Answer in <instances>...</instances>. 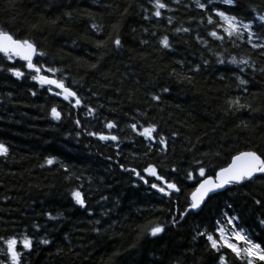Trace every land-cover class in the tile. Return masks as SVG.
Returning a JSON list of instances; mask_svg holds the SVG:
<instances>
[{
    "label": "trees",
    "instance_id": "1",
    "mask_svg": "<svg viewBox=\"0 0 264 264\" xmlns=\"http://www.w3.org/2000/svg\"><path fill=\"white\" fill-rule=\"evenodd\" d=\"M164 2L168 7L156 17L152 0H0V29L34 41L45 53L34 60L41 75L63 79L81 100H65L56 94L61 90L32 80L35 73L25 62L0 53V143L8 148L0 155V237H32L21 264H221V253L199 233L218 238L216 222L226 225V216L239 217L237 226L264 247V178L230 185L177 225L170 222L199 181L226 167L231 156L264 152V48L248 44L247 33L235 42L210 36L212 30L222 33L207 22L212 6L205 11L195 0ZM215 7L229 8L219 0ZM230 14L255 19L264 44L258 20L264 0H237ZM163 36L170 48L160 43ZM116 37L119 47L112 43ZM233 57L249 64H232ZM13 66L24 76L7 71ZM49 67L58 71L47 72ZM238 76L247 83L240 84ZM235 97L250 107L228 110L225 101ZM52 107L61 113L59 120ZM108 121L116 127L108 129ZM150 123L159 133L153 139L139 134ZM149 165L164 180L144 172ZM201 166L205 177L199 176ZM165 181L180 192L165 195L151 187L166 188ZM74 189L82 192L85 208L72 199ZM156 223L164 231L148 235ZM0 247H6L3 241ZM221 252L227 264H246L226 248Z\"/></svg>",
    "mask_w": 264,
    "mask_h": 264
},
{
    "label": "snow or ice",
    "instance_id": "2",
    "mask_svg": "<svg viewBox=\"0 0 264 264\" xmlns=\"http://www.w3.org/2000/svg\"><path fill=\"white\" fill-rule=\"evenodd\" d=\"M155 6L154 15L156 17L161 16V10L168 7L164 0H152ZM178 2V0H176ZM237 0H219V3L222 5L229 6L226 10H221L218 7H215L216 0H195L196 6L201 10L208 11L209 6L211 7V12L207 16V22L209 24H214L216 29H222V33L217 30H212L208 34L217 40L224 41L225 39L235 42V40H243L245 38V33H247V43L250 44L253 48H264V44L259 43L260 37L257 36L254 31V25L256 20L251 19L245 21L244 19L238 18V16L230 14L231 7L236 5ZM212 13L218 17V21L213 19ZM203 19V18H202ZM258 20L260 21V26L264 27V15H259ZM171 23V19H169ZM92 28H97L96 24L92 25ZM146 31V30H145ZM175 31L188 32V28H177ZM197 39H202L197 37ZM256 40L257 42H253ZM103 41H97L96 46L102 47ZM112 43L119 47L121 41L119 37H116ZM143 43H146L144 41ZM160 43L164 48H170L169 39L167 36H163L160 40ZM0 53L4 55L7 60H13L15 57H19L26 62V68L30 70V73H35L31 75V79L39 82L41 85H54L56 88L61 89V92L56 93L57 95H63L65 100L69 98H75V105H80L81 100L77 97V93L73 91L70 87L65 85L63 79H54L47 75H41L42 66L33 62L34 56H43L44 52L40 51L36 43L28 38H16L14 34L0 29ZM207 61H205V64ZM219 63L223 64L224 61L220 60ZM232 64H244L248 65L249 61L247 59L237 60L235 57L231 59ZM92 68H96L97 65L93 64ZM199 66H196L195 70H198ZM7 71L11 72L17 78L24 76V72L17 67H9ZM58 71L55 68H47V72L55 73ZM242 71V70H241ZM175 70L173 69V73ZM240 84H246L247 81L241 77H237ZM51 91V88L48 89ZM163 92H168L169 89L164 87L161 89ZM244 91H247L245 88ZM152 99L160 100L159 95H153ZM228 110H239L241 108L250 107L248 105L242 104L240 102V97L228 98L225 101ZM94 109L89 108L88 112L91 114ZM51 115L54 119L59 120L61 118V113L57 111L56 107L51 108ZM76 124L79 125L80 121L77 120ZM108 129L115 128L116 125L112 121H108L106 124ZM130 127L136 131L137 124L133 123ZM153 133L157 132V125L155 123H150L146 127H143V130L139 133L141 136H144L148 139H153ZM91 136H98L100 140H118L116 135H105L104 133L89 132ZM79 135V133H77ZM173 136L176 133L172 134ZM159 142L161 144L165 143L163 136H160ZM8 148L5 144L0 143V155H7ZM46 163L51 165L53 163V158H48ZM196 163H200L197 161ZM123 168V165H120ZM130 171L138 176L145 183H148L145 180L144 176L140 174L135 168L130 169ZM144 172L149 173L151 176L156 177L158 180H164V177L158 176L156 168L152 165L143 169ZM199 176L205 177V168L203 166L198 169ZM264 178V152H258L256 150L240 151L237 154L231 156V162L227 164L226 167H221L213 175H207L206 178L199 181L198 186L190 194V202L187 203L183 211L177 209V216H174L170 221L173 226L177 225L181 220L185 218L190 212H195L201 209L202 205L205 202L206 197H209L210 193H216L217 190L223 189L226 185H243L245 182H251L256 178ZM187 179H193L192 172L187 174ZM166 188L160 187L158 184L153 183L151 187L158 189L159 192L164 193L165 195H171V192L167 190H174V192H180V188L176 183L165 181ZM70 195L75 201V204L79 205L81 208H85V199L82 192L79 189L71 190ZM256 205H261V200L254 199ZM50 219H56L51 213L47 214ZM239 217L236 216H226V225L231 226L230 228L224 224H221L220 221H217V227L215 232L218 233V238H214L213 233L202 232L200 235H205L207 241L210 242L211 248L215 249L217 252L221 253L219 255V261L221 264H227L226 253L221 252V249H228L232 254H235V257L244 259L246 264H261L264 262V247L261 246V243L255 242L251 238V234L243 227H238L235 221H238ZM99 223V221H97ZM260 224L264 225V220L260 221ZM39 227V226H37ZM99 231V229H96ZM164 231V225L156 223L150 228L146 229V232L150 236H156L159 233ZM0 241H3V245L6 247H0V256H3V259H0V264H21V257L24 250H29L33 246L32 237L27 234H23L19 239L16 236H11L8 238L0 237ZM21 245L20 250H18L17 245ZM43 244H48L49 240L43 239L41 241Z\"/></svg>",
    "mask_w": 264,
    "mask_h": 264
},
{
    "label": "water",
    "instance_id": "3",
    "mask_svg": "<svg viewBox=\"0 0 264 264\" xmlns=\"http://www.w3.org/2000/svg\"><path fill=\"white\" fill-rule=\"evenodd\" d=\"M35 57H36V56L33 57V62H34V60H35ZM17 58H19V57H17ZM19 59H20L21 61L25 62V61L22 60L21 58H19ZM25 63H26V62H25ZM45 85H46V84H45ZM46 86H50V87H52V88L58 89V88H56L54 85H46ZM58 90H61V89H58ZM74 99H75V98H74ZM229 186H230V185H226L223 189H219V190H217L216 193L219 192V191H222V190L226 189V188L229 187ZM214 194H215V193H214ZM211 195H213V193H210V194H209V196H211ZM207 198H208V197H206V199H207ZM206 199H205V200H206Z\"/></svg>",
    "mask_w": 264,
    "mask_h": 264
},
{
    "label": "rangeland",
    "instance_id": "4",
    "mask_svg": "<svg viewBox=\"0 0 264 264\" xmlns=\"http://www.w3.org/2000/svg\"><path fill=\"white\" fill-rule=\"evenodd\" d=\"M227 227H229V226H227ZM230 228V227H229Z\"/></svg>",
    "mask_w": 264,
    "mask_h": 264
}]
</instances>
